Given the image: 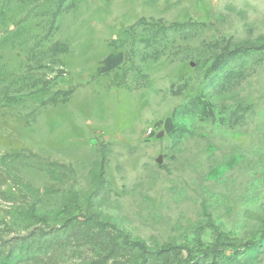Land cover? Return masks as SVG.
<instances>
[{"label": "rangeland", "instance_id": "374dc122", "mask_svg": "<svg viewBox=\"0 0 264 264\" xmlns=\"http://www.w3.org/2000/svg\"><path fill=\"white\" fill-rule=\"evenodd\" d=\"M0 264H264V0H0Z\"/></svg>", "mask_w": 264, "mask_h": 264}, {"label": "trees", "instance_id": "16d2710c", "mask_svg": "<svg viewBox=\"0 0 264 264\" xmlns=\"http://www.w3.org/2000/svg\"><path fill=\"white\" fill-rule=\"evenodd\" d=\"M78 217H76V219H77ZM85 218V217H84ZM75 219V217H70V218H67V219H65L64 220V222H63V224L62 225H60V227L59 228H61V229H63L64 227H66V224L68 223V224H70V221H72V220H76ZM81 219V218H80ZM79 219V220H80ZM67 226H69V225H67ZM123 241L126 243V244H128L129 246H132V247H136V248H138L139 250H141V251H143V252H146L147 251V247H146V245H145V243L144 242H142V241H139V240H133V239H130V238H127L126 236L123 238ZM171 249H173V247H163V248H161V249H159L158 250V253H167L168 251H170ZM216 248H214L213 250H215ZM227 251V250H226ZM226 251H224V253L225 254H227L226 253ZM205 253H207V252H205ZM25 256V255H24ZM21 260V258H19V261Z\"/></svg>", "mask_w": 264, "mask_h": 264}]
</instances>
